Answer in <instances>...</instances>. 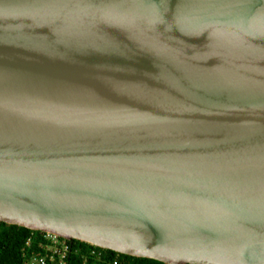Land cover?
I'll return each instance as SVG.
<instances>
[{
    "label": "water",
    "instance_id": "water-1",
    "mask_svg": "<svg viewBox=\"0 0 264 264\" xmlns=\"http://www.w3.org/2000/svg\"><path fill=\"white\" fill-rule=\"evenodd\" d=\"M0 221L264 264V0H0Z\"/></svg>",
    "mask_w": 264,
    "mask_h": 264
},
{
    "label": "trees",
    "instance_id": "trees-1",
    "mask_svg": "<svg viewBox=\"0 0 264 264\" xmlns=\"http://www.w3.org/2000/svg\"><path fill=\"white\" fill-rule=\"evenodd\" d=\"M34 233L32 238L31 248L35 247L38 240L39 230H32L26 227L18 226L15 224H7L0 221V264H23L24 263V249L25 242ZM75 249L78 254H71V264H82L80 255L87 252L89 244L86 242L72 239ZM29 249V250H30ZM105 258L113 259L118 257L119 264H166L155 259L146 257H136L119 253L110 249H102ZM92 264H108L107 262H93Z\"/></svg>",
    "mask_w": 264,
    "mask_h": 264
},
{
    "label": "built area",
    "instance_id": "built-area-1",
    "mask_svg": "<svg viewBox=\"0 0 264 264\" xmlns=\"http://www.w3.org/2000/svg\"><path fill=\"white\" fill-rule=\"evenodd\" d=\"M34 235L32 233L25 242L23 264H71L72 251L76 255L78 254L72 239L63 238L45 231H40L35 247L30 249ZM102 249L105 248L89 244L87 252L80 255L82 264H92L93 262L119 264L118 257L106 259Z\"/></svg>",
    "mask_w": 264,
    "mask_h": 264
}]
</instances>
